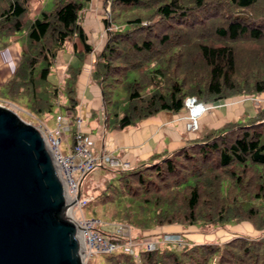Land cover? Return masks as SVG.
Returning <instances> with one entry per match:
<instances>
[{"label": "trees", "instance_id": "obj_1", "mask_svg": "<svg viewBox=\"0 0 264 264\" xmlns=\"http://www.w3.org/2000/svg\"><path fill=\"white\" fill-rule=\"evenodd\" d=\"M42 1L0 0V50L23 32L0 101L23 102L34 115L60 105L58 112L74 119L80 66L68 64L59 85L48 76L64 41L81 61L92 52L82 25L91 0H53L51 9L33 15ZM107 5L108 37L90 71L102 94L105 129L180 112L188 97L210 105L264 92V0H103ZM99 168L106 173L103 187L87 204L94 198L103 215L141 235L171 224L207 233L243 221L258 231L223 242L161 243L140 249L137 259L119 250L103 254L106 264H264V103L245 121L204 130L146 163Z\"/></svg>", "mask_w": 264, "mask_h": 264}, {"label": "water", "instance_id": "obj_2", "mask_svg": "<svg viewBox=\"0 0 264 264\" xmlns=\"http://www.w3.org/2000/svg\"><path fill=\"white\" fill-rule=\"evenodd\" d=\"M67 206L42 132L0 105V264H84Z\"/></svg>", "mask_w": 264, "mask_h": 264}, {"label": "crops", "instance_id": "obj_3", "mask_svg": "<svg viewBox=\"0 0 264 264\" xmlns=\"http://www.w3.org/2000/svg\"><path fill=\"white\" fill-rule=\"evenodd\" d=\"M92 2L88 10L84 12L82 19L88 42L93 47L92 52L86 54L83 61H81L73 52L71 45H66V42L60 52L55 68L48 76V80L58 85L68 64L80 66L81 70L76 83L78 105L75 112L76 115L83 118L80 128L83 133L89 136L94 153L107 149L112 155L128 161L131 166L140 165L148 162L153 157H161L164 153L181 147L201 135L204 130L216 129L227 122L239 121L246 113L249 116L253 115L256 109L255 101H260V104L261 101H264V93H261L251 97L232 98L210 104L199 115L196 131H190L186 128L188 118L185 109L177 113L163 111L144 118L136 125L123 129H105L102 121V94L97 85L91 82L90 76L94 55L98 52L104 40L103 7L102 0H92ZM14 45L11 42V48ZM7 50L8 47L0 51V53L5 52L3 54L5 59L8 56ZM11 52H13L12 49ZM0 62H2L1 55ZM64 149L66 151V147ZM243 222L245 225H240L244 224L241 222L230 227L231 236H229V239L245 232L249 236L258 235V231L250 223ZM193 227L192 225L182 226L179 224L163 225L150 230L152 232L150 234L152 238L158 241L166 233H180L184 241L201 243L207 242V239H214L222 242L217 235L213 234L210 238L207 233H200Z\"/></svg>", "mask_w": 264, "mask_h": 264}, {"label": "built area", "instance_id": "obj_4", "mask_svg": "<svg viewBox=\"0 0 264 264\" xmlns=\"http://www.w3.org/2000/svg\"><path fill=\"white\" fill-rule=\"evenodd\" d=\"M255 106H259V102L255 101ZM185 107L187 108L186 128L190 131H196L198 128V117L207 108L205 104L196 101L194 97L185 99ZM203 107L204 111L197 115L193 113ZM17 107L11 104V109ZM55 127L50 129L46 123L40 121L38 128L43 135L44 142L52 156V159L62 177L65 187V195L67 201V209L70 218L76 224L77 234L82 244L81 256L83 263L89 260L94 254H110L116 251H123L138 257L140 249L152 251L159 246V243L181 244L184 242L180 235L164 234L160 241L155 238H144L137 240L131 233V227L126 223H117L115 229L110 235L103 233L97 227L101 226L102 221L98 218L85 217L82 208L87 204L88 198L81 195V182L84 177L94 169L104 165L112 168L127 169L130 167L128 161L122 160L111 154L107 149H103L98 153H94L91 147L90 138L81 131L80 125L83 118L76 115L71 119V112H59L55 116ZM72 133V142L69 144L65 137L66 132ZM65 139L66 151L60 148L62 140ZM79 197L77 198V195ZM72 214H76L73 218Z\"/></svg>", "mask_w": 264, "mask_h": 264}, {"label": "rangeland", "instance_id": "obj_5", "mask_svg": "<svg viewBox=\"0 0 264 264\" xmlns=\"http://www.w3.org/2000/svg\"><path fill=\"white\" fill-rule=\"evenodd\" d=\"M92 3L93 2L91 0L90 4H92ZM90 4H89V6H91ZM52 7H53V0H43L42 2H39V3H36L33 5V15L39 16L40 10H42V9L48 10V9H51ZM102 7H103L102 16L103 17L109 16V5L104 7L103 6V0H102ZM87 10H88V8L85 11H87ZM108 30H109V28L104 26V30H103L104 40H103V44L101 45L100 49L102 48V46L104 45V43L108 37ZM22 36H23V32H18V33H16V35L14 36V38L12 40L10 38L9 44L7 46L8 47V50H7L8 56L6 59L3 57L4 56L3 54L5 52L3 51L0 53L1 60H2V62H0V84H3L4 81H6L7 79H9L11 77V74L15 68V65L20 58V50H21L20 46L22 45V42H23ZM11 42L15 44L12 48H11ZM65 43H66V41L63 42L64 45H65ZM69 44L71 45V43L67 42L66 45H69ZM64 45H63V47H64ZM71 47H72V45H71ZM11 49L13 52H11ZM1 50H5V48L1 49ZM60 52H61V50L58 52L59 54H57V57L54 61L51 72L55 68V64L59 59V55L61 54ZM11 53H12V55H11ZM63 75H64V71H63ZM63 75H62V79H63ZM62 79H61L59 84H61ZM262 93H264V92H262ZM258 102L260 103V101H258ZM261 102L264 103V101H261ZM11 104H13L17 107L14 110L16 111V113L19 115V117L21 119L31 123L32 125H38L39 122L42 121V122L46 123V125L50 129H53L55 127V124H56L55 116L57 113H59L58 111H63V107H60V105H56L59 108H56V107L53 108V110L51 112H49L48 114L34 115L25 108V106L23 105V102H21V104H19V105H16V104L11 103V102L0 101V105L6 106L9 109H11ZM206 106H208V104ZM184 109L187 110L186 107H184ZM248 116H249L248 113L244 114L243 117L240 119V121H245ZM65 137H66L68 143L72 142V133L71 132H69V131L66 132ZM65 141L66 140L63 139L61 144H60V148L63 151V153H65V149H64L65 148ZM100 172H103L102 168H97V169H94L93 171H90L86 175V177L82 183V186H81V195L83 197L91 198L92 196L94 197V196L98 195L99 191L101 190L99 187H103L102 185L104 183V177L106 176V173H104V175H99ZM98 207H99V205H97L96 201H94V198H92V201L89 204L85 205L82 208V211H83L85 217H87V218H93V217L100 218L102 221L100 228L105 230V231H108L107 233H111L115 229V226L117 223H123V222H119L117 220L112 219L110 216H106V215H109V213H106V215H103L104 212L102 210L104 208L100 209ZM71 215L74 218L76 214L73 215L71 212ZM239 223H241V222H239ZM239 223L233 222V223L226 225L225 228H223V227L222 228H216L212 231L207 232V235H209V237L211 238L213 236V234H215V236L217 235L219 237V239L221 238V241L223 242L225 240H228L229 236H231L230 235V231H231L230 227L232 225H236ZM242 223H244V222H242ZM240 225H245V223L240 224ZM193 228L196 229V231H198L200 233H204V232H202V230H200L196 226H194ZM150 230H152V229H150ZM150 230H145L144 232H146V233L143 232L142 233L143 236H142L140 234V232H137V230L135 228L131 227V233L134 235L140 236V238L138 237V239H141L142 237H143V239L144 238L145 239L146 238H152L151 234H150V232H151ZM166 234H171V235L177 234V235H180V237H182V235L180 233H166ZM241 235L249 236V234L246 232L241 233ZM212 241H214V239H212V240L207 239V242H212ZM85 264H106V260H104L103 254H94V255H92V257L88 261L87 260L85 261Z\"/></svg>", "mask_w": 264, "mask_h": 264}, {"label": "clouds", "instance_id": "obj_6", "mask_svg": "<svg viewBox=\"0 0 264 264\" xmlns=\"http://www.w3.org/2000/svg\"><path fill=\"white\" fill-rule=\"evenodd\" d=\"M204 111V108L203 107H199L194 113H193V115L195 116V115H197V114H199V113H202Z\"/></svg>", "mask_w": 264, "mask_h": 264}, {"label": "bare ground", "instance_id": "obj_7", "mask_svg": "<svg viewBox=\"0 0 264 264\" xmlns=\"http://www.w3.org/2000/svg\"><path fill=\"white\" fill-rule=\"evenodd\" d=\"M66 203H67V201H66ZM66 215L69 217V219H71L70 218V215H69V211H68V209H67V211H66ZM78 230V229H77Z\"/></svg>", "mask_w": 264, "mask_h": 264}]
</instances>
